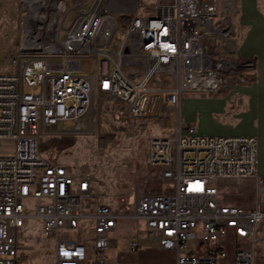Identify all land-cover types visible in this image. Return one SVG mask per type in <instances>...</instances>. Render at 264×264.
Here are the masks:
<instances>
[{
    "label": "built area",
    "instance_id": "1",
    "mask_svg": "<svg viewBox=\"0 0 264 264\" xmlns=\"http://www.w3.org/2000/svg\"><path fill=\"white\" fill-rule=\"evenodd\" d=\"M40 2L30 33L25 6L20 46L8 60L13 71L0 74V264L21 263L18 235L32 217L53 241V264H104L122 219L143 221L149 240L176 252L175 264H217L226 243L234 264H256L264 246V179L255 136L199 135L180 123L173 135L150 138L147 163L170 192L137 196L127 215L102 203L90 207L89 176L40 151L42 134L79 132L95 94L117 100L127 116L162 118L179 111L184 95L218 94L253 77V59L221 54L229 39L221 0H159L149 15L133 14L123 25L115 18L125 13L119 3L93 0L66 28L63 1ZM65 120L73 121L68 131L61 130ZM251 180L253 206L231 202L227 184ZM86 224L88 243L71 236ZM189 240L204 251L181 254ZM138 247L129 244L130 251Z\"/></svg>",
    "mask_w": 264,
    "mask_h": 264
},
{
    "label": "rangeland",
    "instance_id": "2",
    "mask_svg": "<svg viewBox=\"0 0 264 264\" xmlns=\"http://www.w3.org/2000/svg\"><path fill=\"white\" fill-rule=\"evenodd\" d=\"M29 1L0 0V74L13 71L8 65V60L20 46L23 34V14L26 9L24 3ZM62 1L66 5V14H64L66 19L63 24V28H66L77 9L88 7L93 0ZM114 1L125 8L124 14L115 17L118 24L123 25L127 22H124L122 18L130 19L133 14L149 15L159 0ZM258 1L260 9H264V0ZM234 5L235 0H221V7H224L223 11H225L229 22V39L221 49L222 56L227 58L237 57V52L234 51L231 41V38L234 37L232 31V20L235 15ZM120 35L121 32L117 31L116 38L119 39ZM59 36H62V32ZM89 68L92 70L93 65L90 64ZM225 91L218 94H223ZM189 95L199 94L184 95L186 107L181 116L178 111L170 112L162 118H133L124 114L123 108L117 100L95 94L91 98L88 114L81 121L83 130L67 133L50 131L42 134L40 139L41 154L47 159L67 166L74 174L83 173L89 176L90 207L96 203H102L109 205L119 214H130L137 196L170 192L169 184L159 181L157 171L147 163L149 139L156 136L173 135L178 124L184 119L189 102L194 101L204 116L215 111L213 106L205 104L203 98L191 99ZM210 95L215 96V94ZM72 126V120H65L61 125V130L68 131ZM247 130L249 129L244 131ZM241 132H243L242 129ZM260 147L261 142L258 144V148ZM261 171L262 173H258V177L264 179V167ZM254 184L253 180L241 184L228 183L227 186L235 194L229 200L244 208H251L254 204L251 192ZM241 190H243L242 193H240ZM88 230L89 227L86 224L84 228L71 236L75 237L79 234L78 238L82 242L88 243L90 239ZM144 232L143 221L122 219L115 232L109 235L108 247L112 244L118 252L132 236L143 235ZM18 245L20 264H53V241L44 236L40 221L35 217L26 220L25 226L18 235ZM231 251V246L226 245L221 260L228 261ZM105 257L109 258L110 256L105 254ZM259 257H264V246L260 247ZM104 264L112 263L104 261Z\"/></svg>",
    "mask_w": 264,
    "mask_h": 264
},
{
    "label": "crops",
    "instance_id": "3",
    "mask_svg": "<svg viewBox=\"0 0 264 264\" xmlns=\"http://www.w3.org/2000/svg\"><path fill=\"white\" fill-rule=\"evenodd\" d=\"M234 6L232 46L237 52V57L255 61V75L251 77L254 78V81L238 80L233 82L225 93L215 94V96L210 94L189 95L191 99L203 98L205 104L213 106L215 111L204 116L201 109L199 111L195 102L191 100L192 103L187 104L181 125H194L196 133L199 135L255 136L259 160L258 173L261 174L262 167H264V9H260L258 0H235ZM185 107L183 97L179 108L180 116L184 114ZM245 129L249 130L244 131ZM260 142L261 147L258 148ZM116 228L111 234L115 232ZM133 241H136L139 246L136 251L129 249V244ZM230 246L232 251L229 254V260L219 259L217 264H234V247ZM203 251L204 248L199 241L189 240L180 253L198 254ZM105 254H109L110 257L106 258ZM103 256L106 263L111 262L112 264H175L177 254L175 251L161 250L158 244L149 240L144 232L143 235L132 236L118 252L111 244L104 251ZM262 262H264V257H258L256 264H262Z\"/></svg>",
    "mask_w": 264,
    "mask_h": 264
},
{
    "label": "bare ground",
    "instance_id": "4",
    "mask_svg": "<svg viewBox=\"0 0 264 264\" xmlns=\"http://www.w3.org/2000/svg\"><path fill=\"white\" fill-rule=\"evenodd\" d=\"M24 5L27 6L28 9H29L28 12L26 13L25 19H24L25 20V23H26L25 31L27 33H30L31 32V29H32V26L31 25L35 21L34 19H40V17H39V10L41 8H43L45 4L44 3H41L40 0H30L29 2L24 3ZM110 6L112 8H118V6H116V4L114 2H110ZM50 20H53L52 16L50 17ZM83 118H85V117H83ZM78 129H79L78 131L83 130L81 128V122H80V124L78 126Z\"/></svg>",
    "mask_w": 264,
    "mask_h": 264
},
{
    "label": "trees",
    "instance_id": "5",
    "mask_svg": "<svg viewBox=\"0 0 264 264\" xmlns=\"http://www.w3.org/2000/svg\"><path fill=\"white\" fill-rule=\"evenodd\" d=\"M124 22H129V18H122ZM248 81H254V78H248Z\"/></svg>",
    "mask_w": 264,
    "mask_h": 264
}]
</instances>
